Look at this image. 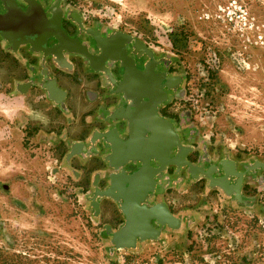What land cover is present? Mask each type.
Instances as JSON below:
<instances>
[{
	"label": "rangeland",
	"instance_id": "rangeland-1",
	"mask_svg": "<svg viewBox=\"0 0 264 264\" xmlns=\"http://www.w3.org/2000/svg\"><path fill=\"white\" fill-rule=\"evenodd\" d=\"M66 1L175 62L189 89L173 107L200 142L264 159V0ZM23 101L0 93V264H264V188L250 207L172 191L165 202L191 222L113 254L58 153L13 125Z\"/></svg>",
	"mask_w": 264,
	"mask_h": 264
},
{
	"label": "flooded vegetation",
	"instance_id": "flooded-vegetation-1",
	"mask_svg": "<svg viewBox=\"0 0 264 264\" xmlns=\"http://www.w3.org/2000/svg\"><path fill=\"white\" fill-rule=\"evenodd\" d=\"M174 63L129 35L87 22L66 0H0V65L19 75L0 82V93L26 101L13 125H21L25 140L46 143L58 153L90 216L102 222L110 249L127 212L134 217L127 236L136 237L128 251L147 244L140 235L161 242L171 231L154 219L151 230H143L141 219L158 206L181 219L179 230L189 224L194 214L176 215L165 202L172 191L219 195L229 207H250L262 196L264 159L212 149L199 141L192 115L175 111L174 101L189 88L188 77L175 71ZM58 75L94 80L96 98H102L99 108L112 115L103 114L101 128L82 127L77 142L67 139L62 128L48 129L31 118L34 112L45 116V106L62 107L51 95ZM112 131L117 139L111 142L108 135L106 143L101 135ZM104 204L110 209L103 221Z\"/></svg>",
	"mask_w": 264,
	"mask_h": 264
},
{
	"label": "crops",
	"instance_id": "crops-1",
	"mask_svg": "<svg viewBox=\"0 0 264 264\" xmlns=\"http://www.w3.org/2000/svg\"><path fill=\"white\" fill-rule=\"evenodd\" d=\"M15 72L14 68L8 69L4 65H0V82L6 83L12 76H19ZM95 86L96 82L85 76H80L79 81L76 82L71 75H58L51 95H54L59 101L63 102L62 107L45 106V116L34 112L31 115L32 120L44 123L45 128L48 129L62 128L61 132L67 134V139L77 142L81 129L85 128L89 131L102 127L101 120L104 112L102 108H99V101H102V98L100 94L96 98L95 94L98 91L95 89ZM47 101L51 103L48 99ZM1 112L3 111L0 110V114H2ZM70 133L71 136H69ZM64 138L60 136L59 139L63 141Z\"/></svg>",
	"mask_w": 264,
	"mask_h": 264
},
{
	"label": "bare ground",
	"instance_id": "bare-ground-1",
	"mask_svg": "<svg viewBox=\"0 0 264 264\" xmlns=\"http://www.w3.org/2000/svg\"><path fill=\"white\" fill-rule=\"evenodd\" d=\"M106 114H108V113H106ZM116 114V113H115ZM108 116H111L112 117V115L111 114H108ZM117 116V115H116ZM108 135L109 136H111L110 137V140H111V142L112 141H115L114 139H117V137H116V134H115V132L114 131H112L111 133H104L103 135H101V137H107L108 138ZM106 143H107V140H106ZM105 143V144H106ZM110 144V143H109ZM131 161H134V160H131ZM126 162H128V161H126ZM125 162V163H126ZM144 164H146L145 162H144ZM143 164V165H144ZM143 200V197H142V199H141V201ZM132 208V207H131ZM156 211L155 212H151V213H149L147 216H146V218H142L141 219V221H143V222H145L146 223V225H144V228H143V230H145L146 229V231H148V230H151V228L152 227H150V225H149V223L148 222H150V220L151 219H154L155 220V224L157 225V226H159L160 228L161 227H163V226H166V228L167 229H170L172 232L173 231H177V230H179V228H180V226H181V219H179V218H175V217H171V218H166V215H165V213H164V211H163V208L162 207H160V206H158L156 209H155ZM127 220H126V224H125V226H124V229H125V231H126V235H127V230H129V229H131L132 228V226L134 225L133 223H134V217H133V215H131V213H128L127 212ZM161 221H165V222H167L168 224H166V223H164V224H160L161 223ZM126 227V228H125ZM123 229V228H122ZM121 230V229H120ZM119 230V231H120ZM157 234V233H156ZM149 235H147V237H148ZM149 237H153V236H149ZM140 240V242H144V241H142L141 239H139ZM135 242H136V239L135 240H133V243L135 244Z\"/></svg>",
	"mask_w": 264,
	"mask_h": 264
},
{
	"label": "water",
	"instance_id": "water-1",
	"mask_svg": "<svg viewBox=\"0 0 264 264\" xmlns=\"http://www.w3.org/2000/svg\"><path fill=\"white\" fill-rule=\"evenodd\" d=\"M115 117H117L115 115ZM107 138V137H106ZM109 138V136H108ZM108 138H107V141H108ZM68 157V161L70 160V158L72 157V155H70V153L67 155ZM127 163V162H126ZM146 165L149 167V161H146ZM116 199V198H115ZM95 209L94 211H96V214L99 212V209H98V206L97 205H94ZM123 209H120L121 213L123 212L122 211ZM165 215H166V218H171L172 216H170L164 209H163ZM123 214V213H122ZM124 215V214H123ZM149 223V222H148ZM168 224L167 222L165 221H161L160 224ZM126 228V227H125ZM136 237H131V236H127L126 235V231L123 227V229H121L119 232H117L113 238V240L111 241V244L114 246V249H110V251L115 254L117 251L121 250V249H126V248H130V247H133L134 246V243H133V240H135ZM140 239L142 241H148V243H153V242H160L157 240L156 236L154 237H147V236H143V235H140ZM136 251V250H135Z\"/></svg>",
	"mask_w": 264,
	"mask_h": 264
}]
</instances>
